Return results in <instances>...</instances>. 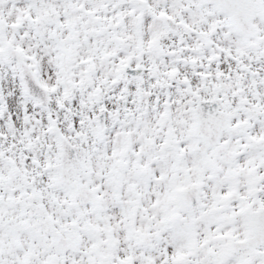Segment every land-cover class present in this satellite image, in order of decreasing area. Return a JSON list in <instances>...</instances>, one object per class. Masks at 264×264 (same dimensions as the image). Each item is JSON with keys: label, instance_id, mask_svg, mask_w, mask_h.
Masks as SVG:
<instances>
[{"label": "snow or ice", "instance_id": "snow-or-ice-1", "mask_svg": "<svg viewBox=\"0 0 264 264\" xmlns=\"http://www.w3.org/2000/svg\"><path fill=\"white\" fill-rule=\"evenodd\" d=\"M0 264H264V0H0Z\"/></svg>", "mask_w": 264, "mask_h": 264}]
</instances>
